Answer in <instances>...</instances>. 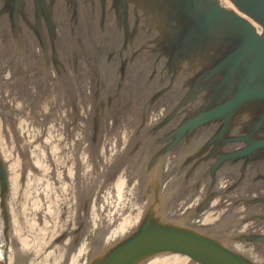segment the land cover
Returning <instances> with one entry per match:
<instances>
[{"label":"water","instance_id":"1","mask_svg":"<svg viewBox=\"0 0 264 264\" xmlns=\"http://www.w3.org/2000/svg\"><path fill=\"white\" fill-rule=\"evenodd\" d=\"M48 1L53 8L49 13L46 9L42 13L40 8H32V0H0V97L6 100L3 106L12 113L15 128L11 134L8 121L5 125L0 119V153L4 159L0 158L1 212L6 240L9 228L6 199H10L12 233L20 247H17L19 255L22 251L28 252L23 254L27 264H264V257L250 250L252 242L242 244L252 240L264 247V224L248 221L240 227L244 234H236L238 229L228 226L233 221L230 220L223 224L222 235L226 231L230 233L226 238L216 236L220 228L208 227L207 221L218 219L220 214L214 210L227 209L232 201L235 208L246 213L241 199L221 201L215 195L207 202L206 198L208 205H203L206 213L203 222H189L191 216L173 213V207H167L172 189H169L171 194L167 190L161 192L160 187L167 189L168 183L162 180L161 173L156 171L157 179L149 173V169L161 166L160 161L155 163L154 147L148 141L147 146L140 144L136 149L131 148L130 141L122 139L118 132H131L138 114L146 109L141 107L144 97L162 87L168 95L181 96L182 101L167 109V104L161 105L162 101L156 103L148 112L151 116L146 113L147 120L143 123L148 124L137 123L141 138L146 134L145 129L157 124L159 117L168 111L160 122L164 124L161 128L175 124V139L196 128H212L217 121H223L220 133L224 135L236 118H242L243 125L249 128L248 134L239 140L246 146L227 157L246 156L248 161L264 157V0H113L117 12L121 8L125 20L129 21L128 31L121 27L118 16L110 9L112 0H73L77 14V120L69 147L65 145L70 141L72 121L65 123L60 115L55 121L47 119L43 125L38 117L30 115L34 107L38 113L40 110L50 113L54 104L48 103V97H39L46 89L55 95L61 86L53 77L56 71L49 65L48 54L40 64L30 56L33 51L37 56L40 53L27 36L30 37L34 28H41V16L51 15L49 20L62 25L60 31L71 24L70 2ZM35 2L44 9L42 0ZM98 6H103L101 19L107 27L102 37L96 22L88 24V15L92 11L99 13ZM57 30L55 35L60 33ZM127 36L132 43L123 52L132 45H138L137 51H144L128 62L120 79L105 72L99 83L93 85L96 69L104 68L98 59L103 58L107 49L120 47L122 38ZM55 38L51 40L57 49ZM116 61L113 58L106 67L116 70ZM39 69L36 83L31 75ZM64 69L63 75L71 72L68 66ZM151 70L157 76L146 83ZM118 83L122 84L119 90L113 88ZM93 94L96 96L92 98ZM106 94L111 96L109 100L116 95L111 103L101 99ZM196 99L203 100L199 110ZM98 103L107 105V109L98 111L100 115L90 111L88 118V106L94 109ZM93 116L100 121L94 136ZM175 116H180L179 124ZM58 135V139L64 136L61 142ZM125 148L131 154L129 161L138 170L143 161L148 166L143 170L141 195L134 196L138 187L135 190L126 187L124 193L128 196L124 194L120 199L126 165L118 172L116 164ZM152 151H155L154 158L147 159ZM3 162L8 163L9 176ZM111 172L115 174L109 178ZM76 176L83 181L81 189ZM103 180L109 182L107 188ZM10 183L11 194L7 195ZM116 186L118 194L111 195L110 190ZM103 188L107 191L104 194ZM105 215L108 216L104 223L97 219ZM82 218L87 220L90 234L74 244L72 239L78 240L76 235L80 230L77 221ZM2 231L0 222L3 252L6 243ZM17 255L9 248L7 264H12V258Z\"/></svg>","mask_w":264,"mask_h":264},{"label":"flooded vegetation","instance_id":"2","mask_svg":"<svg viewBox=\"0 0 264 264\" xmlns=\"http://www.w3.org/2000/svg\"><path fill=\"white\" fill-rule=\"evenodd\" d=\"M69 2V18L71 24L69 27H65L66 30L64 29L60 31V27L62 25H55L52 19L49 20V17L52 18L51 15L41 16L40 19L43 21L40 24L41 28H34L35 30L32 34H30V37L29 35L27 36V38H29L28 41L32 42L33 46L35 45L38 48L37 51H39L40 53V55L37 56L38 53L34 54L33 51V54L30 56L33 57L35 62L38 61V63L40 64V62H44L48 54L49 65H51V67L56 71L53 77L57 82L56 84L61 86H57L58 89L55 91V95L50 93V89H46V93L40 95L39 97H48V99H50L48 103L51 105L54 104V107H50V113H44V111L40 110V113L31 111L30 115H32L33 117H38L43 125L46 124L45 121L47 119L48 121H55L60 117V115L64 117L65 123L69 124V122L72 121L69 134L70 141L69 139L67 140L69 144L65 145L63 143L68 147L71 146V143L74 139V135L71 132L75 129L72 127L76 124L77 120V91H75V82L77 79L78 65V56L75 47V41L77 39V14L75 13L76 10H73L74 6L72 5V2H75L73 0H69ZM45 3L49 5L50 1L45 0ZM31 6L34 9L33 3ZM97 8L100 10L99 13H97L96 11H92L91 15H88L90 19H88V24L96 22L97 25L100 26L99 29L102 37L103 34L106 33V21L101 19L103 14V6H98ZM112 12H114L115 16H117L113 8ZM118 22L119 24L121 23V27L125 28V26L123 25L124 23L121 22L119 16ZM56 30L60 33H57L55 35ZM61 35L62 38L59 39L58 36ZM54 36L57 37L54 39L55 42L57 41V49L54 47L55 43L53 42V40H51V38ZM126 43L131 44L127 40V37L122 38L120 47H116L115 45L113 48L107 49L103 52V58H99L98 61H102V66L104 65V68L96 69L94 79L95 83H97V80H99L105 72L108 74L112 73V75L116 77L115 79H120L122 72L126 71L125 69L128 62L130 61V56L134 55V47L132 46L130 47L131 49L127 50L129 52H123V50L128 46H125ZM123 53L127 54L124 55ZM113 58L117 59L116 66L118 67L116 70L114 68H107L108 66H110L109 63ZM67 66L70 69L69 71H71L69 72L70 75H63L62 71L65 72L66 70L64 68H67ZM105 68L110 69V71ZM39 72L40 69L34 71L31 75L36 80V83L38 82L37 80L40 77ZM10 75L12 76L13 74ZM156 76L157 75L154 74V72H152L151 70V73L146 76L145 82H150V80H152V78L155 79ZM121 85L122 84L118 83L116 87L113 88L119 90V87H121ZM162 91V87H160L158 88V91H154L152 93L150 92L148 96L144 97L141 107H146V109L138 114V124L139 122L141 123L146 119V113L149 112V110H151L158 102V97H155L156 93H161ZM114 93H116V91H114ZM164 94H166V96L164 98L165 100L162 102V105L165 103L167 104L166 107L176 105L177 103L182 101L181 96H173L171 94L168 95V93H166L165 91ZM93 97H95V95ZM105 98L110 99L111 96L109 94H106ZM3 105H5L4 102L0 100V107H2ZM202 105L203 100L198 101V110ZM62 106L63 108L61 109ZM3 109L0 110L1 123L3 124V122H5L6 125V122L8 121L9 126L11 127L10 129L12 130L14 124L12 122V113L9 112L10 110H8V108H6L5 110L4 106ZM23 115L24 113L22 114V116ZM148 115H150V113H148ZM19 116H21V114ZM178 117L180 116L174 117L176 118L175 122L177 121V124H179L180 122ZM242 121V118H236V121L233 122V124L231 123L230 128L224 135L220 133V128L221 125H223V121H217L212 128H208L205 126L196 128L190 133L182 134L178 139H175L177 133V126L174 127L175 124H171V126H166L164 128L152 127L153 125L149 126L144 131L146 133L144 135V139V136L142 138L140 137L139 131L141 128H133L131 132L127 133H122L120 131L118 132L120 133L122 139L130 141L129 146L131 148L136 149L135 146H139L140 144H145L147 146L148 141L150 142V147H154L153 149H155V151L157 152L155 163L157 165V162L160 161L161 165L159 168H157L156 166L155 169L159 172V174L161 173L160 175L162 177H164L162 180H166L168 182V187L166 190L168 191L169 189H172V195L168 197V200L169 204L173 206V210L176 213L187 214L188 211H190V214L192 215L191 220L197 221L199 217L198 214L204 211L203 205H207L206 198H208L207 201H209L211 200V197H214L216 195V197L222 198L221 201L226 198H232L234 200L235 198L241 199L240 201H242V208L246 207V213H242V210H238L237 208H235V203L232 201L231 206L229 207L231 213L227 212L228 214L226 213L227 215L225 214L226 216H224L222 220H233L234 225H236L241 218L254 217L253 219L257 220L258 223L264 224V157H259L251 161H248L246 156L237 159L227 157L232 152L240 150L246 146L243 141L239 140L240 137L248 134L247 128H249L244 126ZM22 126H25L24 123H22ZM13 130H15L14 127ZM58 137L59 135L57 136V139ZM63 137L64 136L58 139V142H61ZM54 145L58 146L57 144ZM155 151L150 152L152 154H148V159L151 157L154 158L153 153ZM130 156L131 154L129 149L125 148L122 152V157L118 159L117 165H119V169L126 165V169L129 171V177H133V179L136 180L139 177L141 178L142 174L141 171L138 170L136 166L129 161L128 158H130ZM220 158L222 160H219ZM72 161L75 162V165L77 166L76 161ZM218 161L220 162L213 167V165H215ZM234 162L236 163L235 165ZM231 163H233V165H231ZM136 171L138 172V174ZM76 180L79 189H81L83 181L79 180V176H76ZM91 188L86 194L89 195ZM253 199H258V201L251 202V200ZM200 206L203 207L200 208V210H197ZM221 221L220 223H217V225L224 227V221ZM77 222V227H80L79 229L81 230V232H83L84 224H86V221L78 220ZM81 237L82 235H78L77 241L73 238L72 243H77Z\"/></svg>","mask_w":264,"mask_h":264},{"label":"bare ground","instance_id":"3","mask_svg":"<svg viewBox=\"0 0 264 264\" xmlns=\"http://www.w3.org/2000/svg\"><path fill=\"white\" fill-rule=\"evenodd\" d=\"M2 257V250L0 249V258Z\"/></svg>","mask_w":264,"mask_h":264},{"label":"rangeland","instance_id":"4","mask_svg":"<svg viewBox=\"0 0 264 264\" xmlns=\"http://www.w3.org/2000/svg\"><path fill=\"white\" fill-rule=\"evenodd\" d=\"M0 249H1V241H0Z\"/></svg>","mask_w":264,"mask_h":264}]
</instances>
